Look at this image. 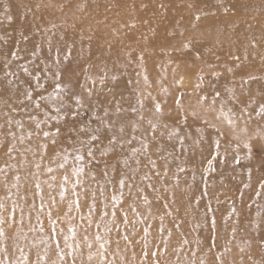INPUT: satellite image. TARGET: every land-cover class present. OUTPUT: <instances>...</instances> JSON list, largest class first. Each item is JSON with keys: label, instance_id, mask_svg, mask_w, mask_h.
I'll use <instances>...</instances> for the list:
<instances>
[{"label": "rangeland", "instance_id": "rangeland-1", "mask_svg": "<svg viewBox=\"0 0 264 264\" xmlns=\"http://www.w3.org/2000/svg\"><path fill=\"white\" fill-rule=\"evenodd\" d=\"M262 184L264 0H0V264H264Z\"/></svg>", "mask_w": 264, "mask_h": 264}, {"label": "snow or ice", "instance_id": "snow-or-ice-1", "mask_svg": "<svg viewBox=\"0 0 264 264\" xmlns=\"http://www.w3.org/2000/svg\"><path fill=\"white\" fill-rule=\"evenodd\" d=\"M59 87H60V85L57 84V88H59ZM29 98H30V97H29ZM77 103L79 104V100H77ZM36 106L39 107V104H37ZM157 110H159L158 106H157ZM57 111H59V109H57ZM72 115L75 116L76 113H73ZM55 118H56V117H53V119H55ZM98 131H99V130H97V132H98ZM121 131H123V129H121ZM47 135H48V133H45V136H47ZM98 139H99V136H98V135H93V136H91V140H92V141H96V140H98ZM130 142H131V141H129V143H130ZM109 143L112 144V145H115L116 143H118V141H117L116 137L113 136V137L111 138V140L109 141ZM245 146L250 148V145H245ZM145 147H146V145H145ZM136 151H138V150H137V149H133V153H135ZM88 156H89V157H92V156H93V153H92V149H91V147H89V149H88ZM77 159H78V160H82L83 157H82V156H77ZM137 163H139V161H137ZM151 163H152L153 165L155 164L154 161H151ZM49 171H51V169H49ZM82 171H83L82 168L76 170L77 173H80V172H82ZM119 185H120L121 188H123V187L126 186V185H125V180H124L123 178L120 179V181H119ZM261 187H264V184H262ZM258 194H259V193H258ZM113 199H115V197H113ZM93 207H94V206H93ZM113 215H115V213H113ZM125 220H126V217H125ZM213 223H214V222H213ZM0 235H2V232H0ZM153 255H155V254H153Z\"/></svg>", "mask_w": 264, "mask_h": 264}]
</instances>
